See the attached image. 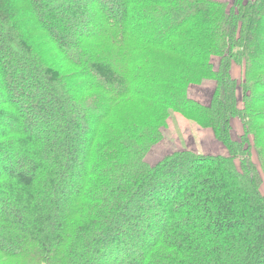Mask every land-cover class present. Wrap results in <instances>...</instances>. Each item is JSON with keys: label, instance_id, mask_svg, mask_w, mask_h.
Instances as JSON below:
<instances>
[{"label": "trees", "instance_id": "obj_1", "mask_svg": "<svg viewBox=\"0 0 264 264\" xmlns=\"http://www.w3.org/2000/svg\"><path fill=\"white\" fill-rule=\"evenodd\" d=\"M175 115L228 155L150 165ZM254 149L264 0H0V264H264Z\"/></svg>", "mask_w": 264, "mask_h": 264}, {"label": "rangeland", "instance_id": "obj_2", "mask_svg": "<svg viewBox=\"0 0 264 264\" xmlns=\"http://www.w3.org/2000/svg\"><path fill=\"white\" fill-rule=\"evenodd\" d=\"M219 2L232 3L233 0H215ZM214 65L219 67V59L214 58ZM231 75L239 86L245 82L244 70L238 64L232 65ZM216 90V83L212 80H206L201 86H194L190 89V97L203 105H210L212 97ZM242 90L239 88V105L242 108ZM232 136L234 140H239L244 134L243 124L239 119L232 122ZM163 140L151 148L146 155V161L154 165L161 161L165 156L181 150H189L194 153L206 155H228V150L219 142L211 129L201 128L192 123L182 115H175L168 120L166 128L162 130ZM252 159L259 168L263 183L262 192L264 194V169L260 163L256 149L252 151Z\"/></svg>", "mask_w": 264, "mask_h": 264}]
</instances>
